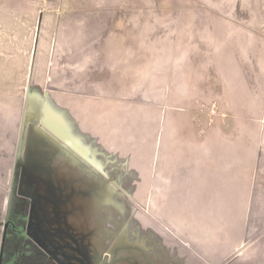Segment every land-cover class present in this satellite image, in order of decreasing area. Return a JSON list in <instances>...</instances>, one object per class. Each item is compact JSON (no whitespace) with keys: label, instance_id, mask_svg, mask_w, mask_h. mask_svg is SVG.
<instances>
[{"label":"rangeland","instance_id":"1","mask_svg":"<svg viewBox=\"0 0 264 264\" xmlns=\"http://www.w3.org/2000/svg\"><path fill=\"white\" fill-rule=\"evenodd\" d=\"M77 88L132 99L115 133L125 162L153 143L162 107L258 134L263 156L264 0H0V264H139L148 250L135 195L73 180L88 176L97 113L52 101ZM10 209L24 235L2 261ZM250 222L234 264H264V216Z\"/></svg>","mask_w":264,"mask_h":264},{"label":"crops","instance_id":"2","mask_svg":"<svg viewBox=\"0 0 264 264\" xmlns=\"http://www.w3.org/2000/svg\"><path fill=\"white\" fill-rule=\"evenodd\" d=\"M57 93L52 104H66L78 115L84 105L92 106L97 113L88 176L74 170L79 176L73 180L82 190L110 193L120 187L135 195L140 210L135 218L149 227L148 250L136 251L137 263L234 264L241 260L237 254L252 231L250 221L264 216L260 164L264 155L258 134L244 138L243 127L227 126L223 118L213 121L205 114L203 118L202 112L182 119L172 108L166 117L167 109L162 107L153 143L145 140L142 147L136 146L132 151L139 153L143 148V156L131 164L123 158L131 144L115 134L116 126L125 127L124 114L133 108L131 98L81 88ZM99 193L93 197L100 198ZM256 206L260 207L257 214Z\"/></svg>","mask_w":264,"mask_h":264},{"label":"trees","instance_id":"3","mask_svg":"<svg viewBox=\"0 0 264 264\" xmlns=\"http://www.w3.org/2000/svg\"><path fill=\"white\" fill-rule=\"evenodd\" d=\"M10 214H11V209L9 210V213L7 214L8 218H7V223H6V226L10 229L8 231H5L4 232V241H5V244H4V247L2 248V252H1V260L3 261V259L6 257V256H10V255H15V249H18L20 247V245L16 242V240H12V243H13V247L12 248H9L7 247L9 244V242H11V239L10 238H13V236H19V237H22L24 235V230H20L19 228L15 226H11L10 224ZM12 223V222H11ZM1 261V262H2Z\"/></svg>","mask_w":264,"mask_h":264},{"label":"flooded vegetation","instance_id":"4","mask_svg":"<svg viewBox=\"0 0 264 264\" xmlns=\"http://www.w3.org/2000/svg\"><path fill=\"white\" fill-rule=\"evenodd\" d=\"M10 221L12 222L11 225H13V226L16 225L17 228H19L20 230H23V228L20 225H18L17 223H14V221H12V219H10ZM32 231H33V229L29 228L28 232H32ZM34 236L36 237V240H38L39 237L37 235H34Z\"/></svg>","mask_w":264,"mask_h":264},{"label":"water","instance_id":"5","mask_svg":"<svg viewBox=\"0 0 264 264\" xmlns=\"http://www.w3.org/2000/svg\"><path fill=\"white\" fill-rule=\"evenodd\" d=\"M18 161H19V156H18ZM32 235V234H31Z\"/></svg>","mask_w":264,"mask_h":264}]
</instances>
